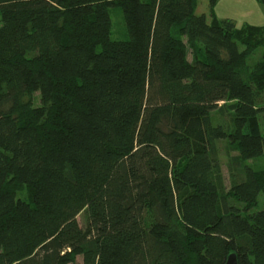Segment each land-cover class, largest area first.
Returning a JSON list of instances; mask_svg holds the SVG:
<instances>
[{
    "label": "trees",
    "instance_id": "1",
    "mask_svg": "<svg viewBox=\"0 0 264 264\" xmlns=\"http://www.w3.org/2000/svg\"><path fill=\"white\" fill-rule=\"evenodd\" d=\"M217 2L0 0V264H264V27Z\"/></svg>",
    "mask_w": 264,
    "mask_h": 264
},
{
    "label": "rangeland",
    "instance_id": "2",
    "mask_svg": "<svg viewBox=\"0 0 264 264\" xmlns=\"http://www.w3.org/2000/svg\"><path fill=\"white\" fill-rule=\"evenodd\" d=\"M221 10L222 16H226L228 19H233L235 24L241 23V21H249V17L247 18H237L239 16L234 9L230 8L229 4L227 3H222V7L219 9ZM109 15L111 19V34H110V39L112 41H120L124 40L127 38V30L126 26L123 21L122 13L119 9H110L109 10ZM195 15H205L207 19L209 20V5H208V0H197V7L195 10ZM1 24V23H0ZM237 24V25H239ZM241 25V24H240ZM241 26H238L240 28ZM196 48L195 50H201L200 45H195ZM193 52L194 50L191 48V46L188 47V60L191 61L193 59ZM262 50H258L255 53H253L250 57H248V61L250 63H254L255 61L260 60L263 57ZM263 103H264V98H263ZM23 105L26 106H31V107H38L40 105V96L38 93L32 94L30 96H27L23 100ZM214 118L216 119L217 116L214 115ZM223 119L226 121L229 120V116L227 113H224ZM263 127L261 128V131L263 132ZM213 161L216 162L218 168H219V173L220 176L223 180L226 193L229 191V186L231 183V177L234 174L235 171V166L233 162V158L236 156V152L234 148L226 141L218 142L214 148V151L211 153ZM245 164L249 167H251L259 176L261 179L262 183V192L257 199V204L255 208H253L252 213L255 214L257 211L261 210L264 204V158H259L258 160L255 161H248ZM17 197L21 200L28 201L29 200V194L28 191L25 189L20 190L17 192ZM77 222L79 223L80 226H84L85 224V216L83 213H81L77 217ZM79 263H81V259L77 260Z\"/></svg>",
    "mask_w": 264,
    "mask_h": 264
},
{
    "label": "crops",
    "instance_id": "3",
    "mask_svg": "<svg viewBox=\"0 0 264 264\" xmlns=\"http://www.w3.org/2000/svg\"><path fill=\"white\" fill-rule=\"evenodd\" d=\"M222 3H226V0H218L216 6L213 9V15L215 19L218 21H224V20H231L234 23L233 19H228L226 16H222L221 10H219L222 7ZM227 3L229 4L230 8L234 9V11L239 15L237 18H247L249 17V21H241V25L235 24L238 26H255V27H264V5L261 4L258 0H227Z\"/></svg>",
    "mask_w": 264,
    "mask_h": 264
},
{
    "label": "water",
    "instance_id": "4",
    "mask_svg": "<svg viewBox=\"0 0 264 264\" xmlns=\"http://www.w3.org/2000/svg\"><path fill=\"white\" fill-rule=\"evenodd\" d=\"M225 264H238L236 255L234 253H231L227 257V261Z\"/></svg>",
    "mask_w": 264,
    "mask_h": 264
}]
</instances>
